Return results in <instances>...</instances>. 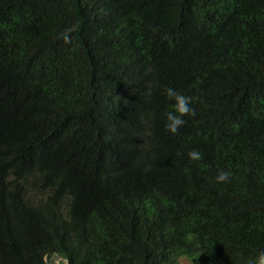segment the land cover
Returning a JSON list of instances; mask_svg holds the SVG:
<instances>
[{"label": "trees", "instance_id": "trees-1", "mask_svg": "<svg viewBox=\"0 0 264 264\" xmlns=\"http://www.w3.org/2000/svg\"><path fill=\"white\" fill-rule=\"evenodd\" d=\"M259 251L264 0H0V264Z\"/></svg>", "mask_w": 264, "mask_h": 264}, {"label": "clouds", "instance_id": "clouds-1", "mask_svg": "<svg viewBox=\"0 0 264 264\" xmlns=\"http://www.w3.org/2000/svg\"><path fill=\"white\" fill-rule=\"evenodd\" d=\"M70 31V29L66 30V32L62 34V38L67 43L71 42V37L68 35ZM164 94L169 100L174 101L173 110L165 113L167 121L165 128L169 133L175 134L180 130L181 126L186 124L187 121L184 119L186 115H195V109L192 107L193 97L184 95L172 87L166 88ZM200 155V152L196 150H191L188 153L189 158L193 160H198ZM230 175V172L221 170L218 172L216 180L220 182L226 181ZM249 264H264V251H259L255 257L249 261Z\"/></svg>", "mask_w": 264, "mask_h": 264}, {"label": "rangeland", "instance_id": "rangeland-1", "mask_svg": "<svg viewBox=\"0 0 264 264\" xmlns=\"http://www.w3.org/2000/svg\"><path fill=\"white\" fill-rule=\"evenodd\" d=\"M51 262H53L54 264H65V262L63 260L60 259V257L58 256H54L52 259H51ZM178 264H193V262L191 261V259L189 257H180L178 259ZM213 264H225L221 261V259L219 258H216L214 260V263Z\"/></svg>", "mask_w": 264, "mask_h": 264}]
</instances>
